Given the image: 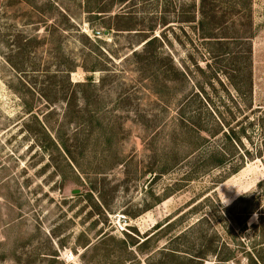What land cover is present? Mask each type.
<instances>
[{
    "label": "rangeland",
    "instance_id": "rangeland-1",
    "mask_svg": "<svg viewBox=\"0 0 264 264\" xmlns=\"http://www.w3.org/2000/svg\"><path fill=\"white\" fill-rule=\"evenodd\" d=\"M97 1L0 0V264H264V0L242 94L189 25L137 63L162 0Z\"/></svg>",
    "mask_w": 264,
    "mask_h": 264
},
{
    "label": "trees",
    "instance_id": "trees-1",
    "mask_svg": "<svg viewBox=\"0 0 264 264\" xmlns=\"http://www.w3.org/2000/svg\"><path fill=\"white\" fill-rule=\"evenodd\" d=\"M86 8L88 12L96 13H107L113 9L111 4L101 5L97 0H87ZM159 8L160 14L157 18L166 27L158 36H147L148 38L146 37L143 41L142 50L133 51L132 55L138 59L137 63L150 66L156 58V44H160L161 48L164 45L166 46L167 42L171 44L172 41L168 35L170 30L173 33V37L177 40L181 39V34L187 36L188 32L185 30L184 25H189L192 33L197 36L205 47L204 49L211 56L210 58L219 57L222 58L220 61L225 62V64L218 63L219 61L216 62L218 67H225L226 70L229 69L234 72L233 74L235 75L227 76V79L235 90L242 94L243 87L247 88V79L249 80L251 72L253 37L251 0H162ZM173 24L177 25V28L179 27L180 33L173 30L175 29L172 27L174 26ZM164 59H166V63L163 65L168 67L164 72L172 71L175 75H181L185 78V75L188 74L187 69L181 67L173 55L166 54ZM226 61L233 67L228 66ZM207 65H209V68L214 67L210 62ZM90 71H94V69ZM88 81H90V78H88ZM152 81L157 84L156 80ZM84 83H78L77 85L84 86L86 85ZM216 114L218 116V113ZM218 118V124L220 125L218 133H222L228 143L234 141L239 144L238 140H240L239 134L241 132L234 128L226 130L223 128L226 122L220 116ZM259 120L261 127L263 122L262 130L264 131V114L261 113ZM209 135H212L210 130ZM217 152L213 151L211 154H216ZM219 154L222 157V159L218 160L219 165L226 163L225 155L223 153ZM239 169V167H235L231 170L234 173L239 171ZM149 239L150 237L145 241Z\"/></svg>",
    "mask_w": 264,
    "mask_h": 264
},
{
    "label": "water",
    "instance_id": "water-1",
    "mask_svg": "<svg viewBox=\"0 0 264 264\" xmlns=\"http://www.w3.org/2000/svg\"><path fill=\"white\" fill-rule=\"evenodd\" d=\"M107 33V32H106Z\"/></svg>",
    "mask_w": 264,
    "mask_h": 264
}]
</instances>
